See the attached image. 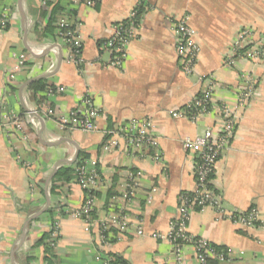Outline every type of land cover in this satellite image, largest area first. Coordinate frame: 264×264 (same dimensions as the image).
<instances>
[{
    "label": "crops",
    "instance_id": "obj_1",
    "mask_svg": "<svg viewBox=\"0 0 264 264\" xmlns=\"http://www.w3.org/2000/svg\"><path fill=\"white\" fill-rule=\"evenodd\" d=\"M57 2L62 9L60 18H69L78 31L83 58L78 67L67 60L68 47L55 33L60 18L48 25L46 10L50 8L42 7L38 0H21L22 20L17 0H0V16L4 7L7 11V26L0 25V264H101L100 254L116 255L126 264H200L191 247L182 251L181 262L176 261L165 234L176 215L178 194L195 187L193 156L184 150L181 140L202 134L216 119L207 115L193 123L173 118L171 113L201 90L200 75L218 81L212 93L215 102L234 104L239 69L254 77L252 100L240 112L235 138L217 160L211 182L226 210L253 207L259 223L253 228L239 227L218 218L212 208H204L191 214L187 226L191 234L206 237L218 248L241 252L240 264H264V62L240 60L233 68L223 63L240 26L264 32V0H144L138 36L129 42L121 68L111 65L112 54L101 42L109 37L113 24L127 18L135 0H94L93 5L85 0ZM184 15H188L200 46L199 59L189 76L178 67L168 25L169 18ZM46 45L54 46V51H38ZM19 57L24 59L22 63ZM16 65L19 68L14 69ZM9 73L13 75L10 81ZM33 77L64 90L33 94L29 89L33 81L26 83ZM88 93L102 110L97 119L100 128L131 118L154 121L162 164L131 156L124 148L103 153L99 131L59 128L58 117L69 109H79L82 95ZM36 97L45 102L38 103ZM27 109H35L43 120L36 127L27 121ZM46 109L49 114L44 116ZM8 112L18 115L21 131L5 129L2 119ZM58 140L57 145L46 143ZM77 147L78 153L98 164V217L109 212L105 206L108 199L124 191L126 171H142L140 187L128 207L132 228L101 249L93 233L84 231L81 219L68 211L78 208L84 195L70 182L61 192L49 191L51 211L29 223L25 240L11 256L24 220L45 203V191L50 188H46V180L54 164L72 165L63 160L71 159ZM154 187L147 203V194ZM55 217L60 237L52 249L53 262L46 263L43 247L36 241ZM137 221L143 227L142 235L135 233ZM155 232L164 237L153 238Z\"/></svg>",
    "mask_w": 264,
    "mask_h": 264
},
{
    "label": "built area",
    "instance_id": "obj_2",
    "mask_svg": "<svg viewBox=\"0 0 264 264\" xmlns=\"http://www.w3.org/2000/svg\"><path fill=\"white\" fill-rule=\"evenodd\" d=\"M47 1L38 0L43 6ZM87 5H93L94 0H85ZM144 8V0H135L129 10V15L123 21L112 25V32L107 39L101 42V47L112 54L111 65L121 68L126 59V49L129 42L137 37L138 29L142 18L139 12ZM6 7L3 8L0 25L6 26ZM169 31L173 36L174 55L176 56L179 69L187 76L194 72L195 65L199 59L200 46L196 40L195 30L189 25L188 15L181 17H171L168 19ZM57 37H59L68 47L67 60L77 67L83 63L81 58V44L79 42L78 31L75 26H71L64 18L57 23ZM46 45L38 51L41 52ZM54 46L50 50L54 51ZM22 63L24 59L19 57ZM258 62L264 60V32L256 30L252 26L243 25L236 30L235 38L229 46L228 52L224 56V66L228 68L236 67L239 61ZM19 68L18 65L14 69ZM239 82L233 90L235 102L214 101L212 93L218 85V81L210 75H200L203 82L201 90L195 94L193 99L182 108L174 110L171 116L187 119L196 122L198 118L213 115L216 119L214 126L207 128L202 134L193 137H184L182 146L184 150L192 153V175L195 187L191 191H182L177 196V210L175 217L169 222L168 232L165 234L167 241L172 248L175 260L181 262L182 251L186 247H191L198 263L208 264H240L241 252L237 253L231 248H218L204 236H195L189 232L188 222L191 214L204 208H212L218 218L226 219L234 225L243 228H253L258 225L259 217L255 208L244 211H228L221 202V196L214 187L212 177L215 173L217 160L230 147L235 138L240 112L245 110L252 100L255 87L253 75L247 71L239 69ZM8 78H13L12 73ZM55 90L61 92L62 86H55ZM54 90V91H55ZM54 91L48 89L47 94ZM79 109H69L56 120L61 129L67 127L76 128L84 132L99 131L101 134V151L109 153L115 149L124 148L129 155L148 158L152 162L162 164L163 156L159 148L156 137L157 126L150 118H131L126 123L100 128L98 117L102 110L90 99L89 93L81 97ZM49 110L43 114L46 116ZM35 109H27V121L36 127L38 118ZM39 116V115H38ZM5 129L9 132L23 129L18 115L8 112L2 119ZM75 170V183L86 193L85 198L78 208L68 210L81 219L85 232L95 236L98 246L109 247L115 240H119L132 228V221L129 217L128 207L136 196V191L140 184L138 178L142 176L141 170L126 171L125 189L121 194H113L105 206L108 213L103 217H98L94 212L97 208V201L94 195L100 188L101 180L97 169V161L94 158H80L77 164H73ZM155 187L147 194L146 202L149 203L151 193ZM94 192V193H93ZM135 233L143 234V227L137 221ZM47 231L48 246L55 248L59 237L60 229L58 219L55 217L48 222L45 229ZM153 238H162L163 234L155 232ZM108 255L100 254L101 264H111ZM162 264V263H157Z\"/></svg>",
    "mask_w": 264,
    "mask_h": 264
},
{
    "label": "trees",
    "instance_id": "obj_3",
    "mask_svg": "<svg viewBox=\"0 0 264 264\" xmlns=\"http://www.w3.org/2000/svg\"><path fill=\"white\" fill-rule=\"evenodd\" d=\"M57 1L58 0H55L54 2L47 1L45 4H43V6L50 8V10H46L47 13H49L48 14V16H49V23H48V25L49 26H51L56 19L58 20L60 18V15H61V12H62V9L58 5V2ZM143 11H144V8L142 7L139 10V12L142 13ZM60 19H64V18H60ZM66 19L69 21V23L71 24L72 27L75 26V24H73L69 20V18H66ZM57 23H55V26H54L55 27V33H57ZM6 26H7V22H6ZM29 89L33 92V94H37L38 92H44V91L47 92L48 89L54 91L55 90V86H53V85H47L44 80H36V81H33L32 83L29 84ZM36 101L38 103H42V102L44 103L45 102V101H43V97H40V98L39 97L38 98L36 97ZM38 113L41 114L40 111H38ZM80 158H87V155L83 154L80 151L78 153L75 161L73 162V164H77V162H78V160ZM97 169H98V164H97ZM98 172H99V169H98ZM75 180H76V176H75V170L73 168V165L59 164V167L57 168L55 174L51 177V179L49 181V184H48V186L50 187L49 188V191H50V193H53V192L55 193L56 191H60L61 192L62 191L61 189L63 187L65 188V186L68 185L70 182H74L75 183ZM83 193H84V195H83V199H84L85 196H86V193L84 191H83ZM94 195H95V197H97V192H95ZM83 199H82V201H83ZM98 208L99 207L97 206V208H96V210L94 212V215L97 214ZM48 211H51V208L48 207V209H47L46 212H48ZM51 220H53V218H51L49 221H51ZM47 237H48L47 236V231H44L43 234L36 241V244H38L41 247H43L44 253H43V258L42 259L46 263H50V262L52 263L53 262L54 255H53L52 248L49 247L48 246V243L46 242ZM110 258H111V261H110L111 264H126L125 261H123L121 258H119L116 255H113ZM208 264H212V262L209 261Z\"/></svg>",
    "mask_w": 264,
    "mask_h": 264
},
{
    "label": "water",
    "instance_id": "obj_4",
    "mask_svg": "<svg viewBox=\"0 0 264 264\" xmlns=\"http://www.w3.org/2000/svg\"><path fill=\"white\" fill-rule=\"evenodd\" d=\"M17 5H18V9H19L20 16L22 17V20H23L24 16H23V12L21 10V0H17ZM50 48H51V46H49L47 48H44V50H42V53H46L48 50H50ZM58 56H59L58 58H59V63H60V61L62 60V58H61V55L60 54ZM36 78L37 77H33V78H30V79H27V82L26 83L28 84V83L34 81ZM26 83H25V85H26ZM36 117L38 118V120L40 121V123L43 121L40 116L36 115ZM60 141L61 140H58L57 142H46V143L47 144H51V145H57ZM77 155H78V147L76 148L75 154H74V156L71 159L63 160V161L66 164H71V163H73L75 161ZM54 165H55V167L53 168L51 174H49V176L47 177L46 185H45L46 188H47V185H48L51 177L55 174L57 168L59 167V163L57 162ZM49 202H50V199H49V190L46 189V191H45V203H44V205L38 211H35L34 213L28 215L27 218L24 220L23 225H22V229H21L22 230V233H21L20 237L17 240V245L14 246L11 249V256L13 255V253L15 252V250L18 249L21 246V244L23 243V241L25 240V237L27 235V232L29 231L28 230L29 223L31 221H33L34 219L38 218L39 216H41L43 213L46 212V210L48 209ZM12 260H13V258H12Z\"/></svg>",
    "mask_w": 264,
    "mask_h": 264
},
{
    "label": "rangeland",
    "instance_id": "obj_5",
    "mask_svg": "<svg viewBox=\"0 0 264 264\" xmlns=\"http://www.w3.org/2000/svg\"><path fill=\"white\" fill-rule=\"evenodd\" d=\"M196 40H197V38H196ZM198 42V41H197ZM248 62V61H247ZM258 62H264V60H260V61H258ZM258 62H255L254 64H256V63H258ZM252 63V62H251ZM242 70H244V69H242ZM238 77H239V75H237ZM75 209V208H74ZM69 210V209H68ZM83 224V223H82ZM85 231V230H84ZM57 245V244H56Z\"/></svg>",
    "mask_w": 264,
    "mask_h": 264
}]
</instances>
